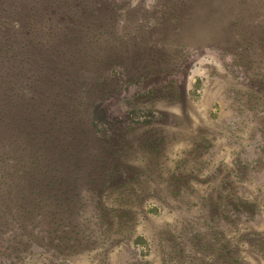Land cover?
I'll return each mask as SVG.
<instances>
[{
    "label": "rangeland",
    "instance_id": "obj_1",
    "mask_svg": "<svg viewBox=\"0 0 264 264\" xmlns=\"http://www.w3.org/2000/svg\"><path fill=\"white\" fill-rule=\"evenodd\" d=\"M6 1L32 27L0 45L5 83L48 79L67 132L34 142L0 111V264H264V0H107L70 24L61 0Z\"/></svg>",
    "mask_w": 264,
    "mask_h": 264
},
{
    "label": "trees",
    "instance_id": "obj_2",
    "mask_svg": "<svg viewBox=\"0 0 264 264\" xmlns=\"http://www.w3.org/2000/svg\"><path fill=\"white\" fill-rule=\"evenodd\" d=\"M61 1L65 4L66 7L70 8L69 15L72 18V20L67 21L70 24L71 22H74V21L81 22L88 15H91L92 17H96L98 15V13L100 12L99 7H101L102 3L104 4V2L107 0H102V1L101 0H73V1L61 0ZM209 1H211V0H205V3L209 2ZM232 1H233V8L235 7L237 10L236 12L238 13L240 10L243 9V3L246 0H231V2ZM182 2H184V0H182ZM188 3H189V0L187 1V5H188ZM6 4H8V2L6 0H0V9H3ZM230 6H231V4H230ZM165 7H168V4L165 5ZM6 8H7V6H6ZM18 8H20V7L15 8L16 10H14V13L10 16H7L6 19L0 17V45L4 46V48L6 50H9V48H8V46H6V44L10 40V38H13L14 40H18V39H20L19 34H21L23 32L25 35H28L30 33V29L32 27L31 23L28 26L21 25L18 27V25L21 24V20L18 18V16H20V14H22L21 9H18ZM174 8H176L175 2L171 3L170 10H173ZM225 10L227 12V15L230 17V15L232 14V11L230 13L227 9H225ZM240 19H241V17H238L237 15L230 17V21L227 19L229 21L230 25L233 27L232 30H229V27L226 24L227 20L224 22V25H222V30H227V31L229 30L230 31V36H232V38H233L232 42L236 45V47H238L239 44L243 43V42H241L243 40L239 41V40L235 39L236 36H240V31L239 30L236 31L237 23L239 22ZM14 21H16L15 24H17V27L14 26V24H13ZM32 22H34V20ZM205 25L207 27L217 29V27L208 25V23H205ZM28 27H30V29H28ZM78 28L79 27L75 26L72 28V31L73 32L74 31L79 32ZM219 30H221V29L218 28L217 31H214L212 33L213 35H211L208 38L212 39L213 38L212 36L217 37L216 33ZM73 32H72V34L68 35V37H76L77 35L74 34ZM55 38L56 37L52 38V40L50 41L51 44L54 43ZM58 39H62V36L59 35ZM212 40H214V39H212ZM208 42H209V44H212L210 46H215V47L220 46L218 44L213 45V43H210L209 40H208ZM220 51L225 53V55H231L234 58H237L238 59L237 62H240V64H243V67L245 69H249V65H247L244 61L242 51L239 50L240 51L239 52L236 49V51L233 52L232 49H230V47L224 46V45H221ZM42 57H43V55H42ZM9 73H10V71L7 68H2V66L0 65V111L3 112L4 120H6V117H7L6 123L9 125L11 123H14L13 121H14L16 114H19V124H18V126L14 127V130L22 131L23 127L26 126L28 129V134L30 136H32V140H34V142H35V140H40V136L38 135V133L43 134L45 136L46 132H52L51 129H54V125L52 123H53V121H55V122L59 123L58 129L61 130V132H59L58 134L60 135V138L53 136V137L49 138L50 142H48V144L53 143V144H51V146L57 145V146L61 147L62 144L65 143V142H63V140H64V137H65L66 132H67L66 125H64V119L61 117V114H60L61 107H58V108H55L52 110L50 109L56 105L62 106L63 101L61 100L60 90L56 89L54 86H52L48 79L44 80V82H47V83H42L43 81H41L40 83H38L39 85H36V86L33 85L29 81V86L31 89H29V88L25 89V86L27 87V85H25L24 83H23V85H21L19 82V78L21 79L19 72H17V75L19 78H17V80L15 82L10 80L9 83L11 82V84L9 85V83L8 84L5 83V80H6ZM40 76H41V74H40ZM40 76L36 77L37 81H39ZM17 84L19 86L20 85L21 86L18 88H15L17 86ZM13 90H15V95H13ZM101 104H103V103L96 104L94 106V108H95L94 109V116L101 117L102 119H105L107 117V110ZM11 106H13V107L10 110ZM67 107H69V106H67ZM27 112L29 113L30 118L36 117L37 121L28 122V123L25 122L23 119H26L28 117ZM39 114H41L40 117H38ZM91 116H92V113H91ZM22 117H24V118L22 119ZM4 129L7 130L5 127H4ZM0 133H5V131L3 130V126H1V124H0ZM47 136H51V135L47 134ZM102 136H104V134ZM112 137H114V136H112L110 134L105 136V138L110 139V140ZM41 147H42V145H41ZM46 177L49 178V182L47 181V183L48 184L50 183L51 189H54L57 187V185L59 186L61 184V182H57L53 176H46ZM46 177H45V179H46ZM41 190L42 189H39L38 192L40 193ZM23 196L24 197L21 198V200H23V207L27 208L29 202L26 200V197L24 194H23ZM30 216H32V215H29V217H28V215H20L21 220L24 224L27 223L26 220H27V218L30 219ZM53 217L55 219L57 218L54 215H53ZM104 220H106V216H105ZM106 221L110 224V222L108 220H106ZM61 223H62L61 220L59 222H57V226L60 225ZM107 231L108 232L110 231L109 236H110V238H112L114 240V236L112 237V235L116 232V229H112V225H111ZM72 238H73L72 235H66L65 240L62 241L61 245L66 246L69 249L70 248H73V249L77 248V246H75V243L72 240ZM80 241L82 242V240L79 239L78 243H81Z\"/></svg>",
    "mask_w": 264,
    "mask_h": 264
}]
</instances>
